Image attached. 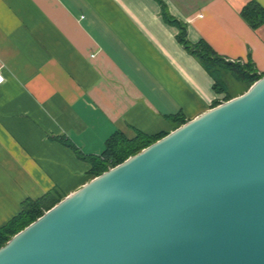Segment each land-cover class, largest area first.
<instances>
[{
	"label": "crops",
	"instance_id": "0c3cea01",
	"mask_svg": "<svg viewBox=\"0 0 264 264\" xmlns=\"http://www.w3.org/2000/svg\"><path fill=\"white\" fill-rule=\"evenodd\" d=\"M264 0H161L232 62L264 73V23L241 10ZM158 0H0V226L26 199L64 195L90 180L84 156L111 136L167 134L225 93L164 22Z\"/></svg>",
	"mask_w": 264,
	"mask_h": 264
},
{
	"label": "water",
	"instance_id": "95a60500",
	"mask_svg": "<svg viewBox=\"0 0 264 264\" xmlns=\"http://www.w3.org/2000/svg\"><path fill=\"white\" fill-rule=\"evenodd\" d=\"M0 264H264V74L64 196Z\"/></svg>",
	"mask_w": 264,
	"mask_h": 264
},
{
	"label": "trees",
	"instance_id": "16d2710c",
	"mask_svg": "<svg viewBox=\"0 0 264 264\" xmlns=\"http://www.w3.org/2000/svg\"><path fill=\"white\" fill-rule=\"evenodd\" d=\"M158 1L162 6V19L165 23L178 29V42L190 54L197 58L203 68L211 75L214 80V90L218 93H225L224 101L236 96L227 89V85L224 82L225 75L229 74L236 82L244 83L243 92H245L251 84L264 74L258 73L250 61L241 63L239 61L232 62L226 60L218 55L203 39L196 43L190 42L187 38V26L185 23L168 14L161 0ZM240 14L244 21H246L252 28H256L264 23V9L254 1L245 5ZM219 103L220 102H215L213 106H216ZM185 122L186 120L184 118L178 117L176 119V128ZM165 135L166 134H157L154 136H148L142 133H137L134 138L128 139L122 134H115L108 138L104 150L96 156H84L68 139L62 137H59L58 139L62 144L72 147L82 160H85L90 164L89 175L90 179H92ZM63 197L64 195H55V193L50 192L36 200H24L21 204V211L6 224L0 226V246L4 245L18 231L40 217L46 210L58 203Z\"/></svg>",
	"mask_w": 264,
	"mask_h": 264
},
{
	"label": "rangeland",
	"instance_id": "374dc122",
	"mask_svg": "<svg viewBox=\"0 0 264 264\" xmlns=\"http://www.w3.org/2000/svg\"><path fill=\"white\" fill-rule=\"evenodd\" d=\"M224 82L227 85V89L233 93V95H240L244 90V83L236 82L229 74L224 76Z\"/></svg>",
	"mask_w": 264,
	"mask_h": 264
},
{
	"label": "built area",
	"instance_id": "2783aa9c",
	"mask_svg": "<svg viewBox=\"0 0 264 264\" xmlns=\"http://www.w3.org/2000/svg\"><path fill=\"white\" fill-rule=\"evenodd\" d=\"M4 78L2 76V74L0 73V83L3 82Z\"/></svg>",
	"mask_w": 264,
	"mask_h": 264
}]
</instances>
